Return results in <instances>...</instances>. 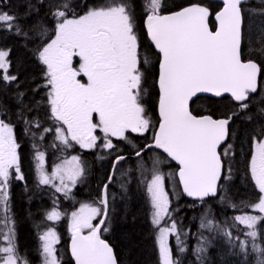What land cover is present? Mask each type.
Returning <instances> with one entry per match:
<instances>
[{
    "label": "snow or ice",
    "instance_id": "1",
    "mask_svg": "<svg viewBox=\"0 0 264 264\" xmlns=\"http://www.w3.org/2000/svg\"><path fill=\"white\" fill-rule=\"evenodd\" d=\"M7 40L24 55L14 60L0 43V264H30L10 205L13 184L28 186L24 136L34 183L53 194L40 264H122L102 239L117 172L124 192L133 180L144 190L158 264H186V254L193 264H264V0H0ZM197 102L207 108L195 111ZM83 151L109 161L108 175L68 214L61 198L73 199L90 172ZM241 156L251 193L237 203ZM180 196L201 213L191 248L173 206ZM217 205L240 214L218 221ZM65 218L68 261L55 227Z\"/></svg>",
    "mask_w": 264,
    "mask_h": 264
},
{
    "label": "trees",
    "instance_id": "2",
    "mask_svg": "<svg viewBox=\"0 0 264 264\" xmlns=\"http://www.w3.org/2000/svg\"><path fill=\"white\" fill-rule=\"evenodd\" d=\"M15 2V0H14ZM141 37L145 45L147 39L143 33ZM0 43L14 49L13 59L23 57L20 45L15 40L2 41ZM32 71H37L34 65H28ZM154 92V90H153ZM157 97L155 94L147 98L149 114L155 122L158 118ZM193 109L197 112L204 111L207 108L206 103L197 102ZM223 110V104L218 105ZM19 134V129L17 130ZM22 149V163L28 180L27 190L22 183H14L11 189V210L16 221V236L17 243L21 253L27 256L30 264H40L38 248L40 241L39 234L51 225L52 222L44 219L46 210L51 209L53 194L45 187L37 188L34 183V171L31 160L32 150L31 141L27 136L20 140ZM142 143V138L136 141ZM76 151H80L78 148ZM83 158L89 163L90 172L86 182L77 186L73 190V199L60 200V210L70 214L77 209L82 202H91L99 193V185L105 182L108 175L109 161H99L95 158V154L90 151L82 152ZM54 157H50L47 166L50 170V165ZM127 177H121L119 172L110 185V193L115 194L114 212H110L109 231L102 233V238L113 246L122 264H158V255L155 244L154 229L151 224V208L147 202L146 195L142 188L137 187V183L133 180L128 184V191L124 192L120 183L126 181ZM171 187V185H169ZM251 193V185L244 176L243 156H241L240 172L234 175L233 187L231 195L234 201L239 203L242 199H248ZM173 206L179 207L180 212L177 214L180 221L186 229L190 230L189 246L195 245L196 236L200 224L199 206L190 207L193 202L187 200L184 196H180L178 200L173 197ZM248 211V209H244ZM216 219L218 221H228L231 223V218L234 215L240 214L238 210L232 208H221L219 205L215 209ZM67 218L58 222L55 227L61 237V242L58 249L64 254L66 261L70 259L68 246L70 242V234L67 229ZM205 235H208L205 232ZM170 243L174 244V239L171 238ZM186 264H193V258L190 255L184 257ZM211 259H219V249L212 250Z\"/></svg>",
    "mask_w": 264,
    "mask_h": 264
},
{
    "label": "water",
    "instance_id": "3",
    "mask_svg": "<svg viewBox=\"0 0 264 264\" xmlns=\"http://www.w3.org/2000/svg\"><path fill=\"white\" fill-rule=\"evenodd\" d=\"M157 114H158V111H157ZM187 200H189L190 202H193L191 198H188L186 196H184ZM103 233V232H102ZM103 239V238H102ZM70 244V243H69Z\"/></svg>",
    "mask_w": 264,
    "mask_h": 264
},
{
    "label": "rangeland",
    "instance_id": "4",
    "mask_svg": "<svg viewBox=\"0 0 264 264\" xmlns=\"http://www.w3.org/2000/svg\"><path fill=\"white\" fill-rule=\"evenodd\" d=\"M170 241H171V238H170ZM57 247H58V245H57Z\"/></svg>",
    "mask_w": 264,
    "mask_h": 264
}]
</instances>
